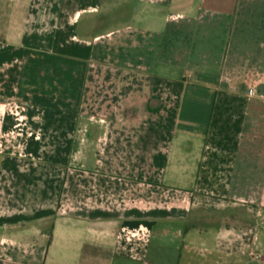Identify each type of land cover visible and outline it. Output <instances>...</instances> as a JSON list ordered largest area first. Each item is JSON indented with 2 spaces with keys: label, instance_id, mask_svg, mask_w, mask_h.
<instances>
[{
  "label": "crops",
  "instance_id": "0c3cea01",
  "mask_svg": "<svg viewBox=\"0 0 264 264\" xmlns=\"http://www.w3.org/2000/svg\"><path fill=\"white\" fill-rule=\"evenodd\" d=\"M0 264H264V0H0Z\"/></svg>",
  "mask_w": 264,
  "mask_h": 264
},
{
  "label": "rangeland",
  "instance_id": "374dc122",
  "mask_svg": "<svg viewBox=\"0 0 264 264\" xmlns=\"http://www.w3.org/2000/svg\"><path fill=\"white\" fill-rule=\"evenodd\" d=\"M112 22L114 23V20H113L112 18H111V19H108V20L106 21L105 26H111ZM114 25H115V24H114ZM97 31H99V29H96L95 32H97ZM208 208H210V206H208Z\"/></svg>",
  "mask_w": 264,
  "mask_h": 264
}]
</instances>
